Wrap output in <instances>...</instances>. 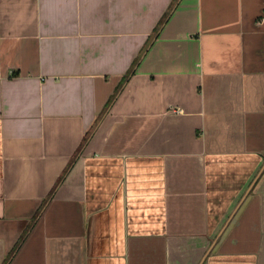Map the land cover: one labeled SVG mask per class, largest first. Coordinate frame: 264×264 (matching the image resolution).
Returning <instances> with one entry per match:
<instances>
[{"label": "crops", "instance_id": "crops-1", "mask_svg": "<svg viewBox=\"0 0 264 264\" xmlns=\"http://www.w3.org/2000/svg\"><path fill=\"white\" fill-rule=\"evenodd\" d=\"M0 264H264V0H0Z\"/></svg>", "mask_w": 264, "mask_h": 264}]
</instances>
